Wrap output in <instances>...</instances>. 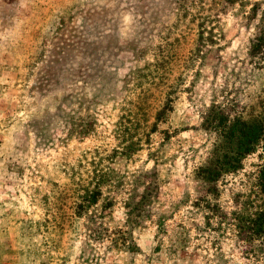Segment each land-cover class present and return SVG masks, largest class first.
<instances>
[{"label": "rangeland", "instance_id": "374dc122", "mask_svg": "<svg viewBox=\"0 0 264 264\" xmlns=\"http://www.w3.org/2000/svg\"><path fill=\"white\" fill-rule=\"evenodd\" d=\"M217 3L0 0V264H264V238L242 231L263 206V149L219 181L223 222L193 207L209 108L247 113L264 89L250 6ZM200 27L216 44L194 58ZM95 172L102 200L78 214ZM149 183L131 227L127 203Z\"/></svg>", "mask_w": 264, "mask_h": 264}, {"label": "trees", "instance_id": "16d2710c", "mask_svg": "<svg viewBox=\"0 0 264 264\" xmlns=\"http://www.w3.org/2000/svg\"><path fill=\"white\" fill-rule=\"evenodd\" d=\"M219 2L217 4H221L223 7L221 10L225 9V6L235 3L241 7L250 6L243 15L246 25L253 26L254 32L248 55L259 67L263 68L264 8H261V2L254 1L250 4L248 0H219ZM198 30L193 50L194 58H202L206 53H210V48L216 44V36L213 31L205 32L201 27ZM261 93L257 99V109L254 105H249V111L241 113L226 111L218 105H212L203 118L202 128L214 134L215 139L205 163L193 170L194 179L203 182L206 186L205 194L196 198L193 207L201 210L207 220L218 219L221 223L227 217L219 205L213 203L219 197L217 186L219 181L236 175L242 169L243 161L248 155L254 154L259 148L264 152V89ZM172 102L171 96L167 95L162 106L156 111L155 124L164 123L167 120L168 113L173 109ZM102 183L103 175L95 172L90 182L91 189H84V195L81 196L82 201L77 205L78 214L85 213L102 200ZM258 187L264 200V158L259 165ZM152 188L150 183L145 185V189L141 195H138V199H131L127 203L128 222L131 227L138 225L144 218L146 206L152 200ZM104 201L102 209H109L112 201L107 198ZM78 216L80 217V215ZM242 231L246 232L245 238L248 240L264 238V202L262 207L247 217L246 226Z\"/></svg>", "mask_w": 264, "mask_h": 264}]
</instances>
